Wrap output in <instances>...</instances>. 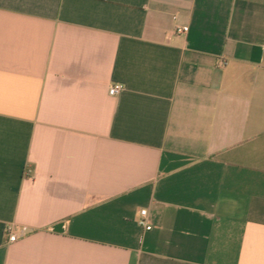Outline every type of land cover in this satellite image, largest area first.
I'll list each match as a JSON object with an SVG mask.
<instances>
[{"label":"crops","instance_id":"0c3cea01","mask_svg":"<svg viewBox=\"0 0 264 264\" xmlns=\"http://www.w3.org/2000/svg\"><path fill=\"white\" fill-rule=\"evenodd\" d=\"M0 264H264V0H0Z\"/></svg>","mask_w":264,"mask_h":264},{"label":"built area","instance_id":"2783aa9c","mask_svg":"<svg viewBox=\"0 0 264 264\" xmlns=\"http://www.w3.org/2000/svg\"><path fill=\"white\" fill-rule=\"evenodd\" d=\"M187 28L186 27H183L181 29H177V32H181V33H184L186 32ZM224 65V61H220L218 62V66L221 67ZM122 86L120 84H114V85H111L109 88H108V95L111 96V97H114L116 95H118L121 91H122ZM145 216H146V211L145 210H142L140 211V219L138 220L137 224L143 228L144 230H150V225L145 221ZM6 234H7V239H8V242H14L16 240V236L14 235V233L12 232V229L11 227H7L6 230H5Z\"/></svg>","mask_w":264,"mask_h":264}]
</instances>
